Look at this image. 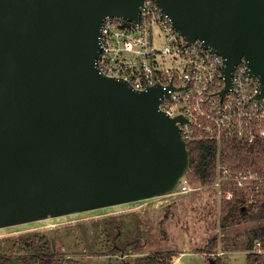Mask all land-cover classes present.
Wrapping results in <instances>:
<instances>
[{
    "label": "water",
    "instance_id": "obj_1",
    "mask_svg": "<svg viewBox=\"0 0 264 264\" xmlns=\"http://www.w3.org/2000/svg\"><path fill=\"white\" fill-rule=\"evenodd\" d=\"M144 1L0 0V227L167 195L188 172L169 92L98 66L104 19L137 20ZM154 1L223 56L226 88L245 58L264 94V0Z\"/></svg>",
    "mask_w": 264,
    "mask_h": 264
},
{
    "label": "built area",
    "instance_id": "obj_2",
    "mask_svg": "<svg viewBox=\"0 0 264 264\" xmlns=\"http://www.w3.org/2000/svg\"><path fill=\"white\" fill-rule=\"evenodd\" d=\"M137 20L106 17L101 28L100 70L143 90L163 86L160 108L179 121L186 143L211 140L218 146L216 185L226 198L264 193V94L261 79L243 58L226 88L224 58L197 40L189 42L154 0H145ZM225 145L246 152L250 164L233 167L222 158ZM189 172V171H188ZM188 172L170 194L195 186ZM253 250L264 252L263 241Z\"/></svg>",
    "mask_w": 264,
    "mask_h": 264
},
{
    "label": "rangeland",
    "instance_id": "obj_3",
    "mask_svg": "<svg viewBox=\"0 0 264 264\" xmlns=\"http://www.w3.org/2000/svg\"><path fill=\"white\" fill-rule=\"evenodd\" d=\"M238 162L250 164L246 158ZM192 183L195 188L187 194L157 195L0 227V251L25 260L33 252L51 251L54 245L63 264H137L140 255L173 250L183 253L181 264H206V257L229 264L232 247L245 252L255 238L253 229L264 225V216L259 215L264 193L242 195L245 212L240 225L224 232L222 210L234 199L219 192L215 179L206 185ZM214 238L216 247L205 252ZM256 241L263 240L256 237ZM244 260L245 253L234 264Z\"/></svg>",
    "mask_w": 264,
    "mask_h": 264
},
{
    "label": "trees",
    "instance_id": "obj_4",
    "mask_svg": "<svg viewBox=\"0 0 264 264\" xmlns=\"http://www.w3.org/2000/svg\"><path fill=\"white\" fill-rule=\"evenodd\" d=\"M191 149V167L189 168V176L193 182H201L206 185L214 181L216 177L217 169V156L218 146L211 140L205 141H193L188 143ZM246 157V152L236 145H225L222 151V158L229 162L233 167L240 166L241 160ZM241 196V195H240ZM245 205V198L237 195L236 199L228 201L223 207V213L221 217L220 227L221 229L229 228L235 224H238L243 213ZM263 206V205H262ZM260 217L264 216V207H261ZM255 238L249 243V247L253 250V246L256 241V237L263 240L264 246V225L260 228L253 229ZM217 245V239L214 238L209 241L208 250L205 252H212ZM174 251L169 252H154L153 254L140 255L137 258L138 264H171ZM13 255H9L6 252L0 251V264H15L13 262ZM57 254L53 251H47L43 254H36L35 252L31 255L26 256L25 260L19 259L23 264H63L58 262ZM115 264V263H110ZM246 264H264V253H258L252 251L247 255Z\"/></svg>",
    "mask_w": 264,
    "mask_h": 264
},
{
    "label": "crops",
    "instance_id": "obj_5",
    "mask_svg": "<svg viewBox=\"0 0 264 264\" xmlns=\"http://www.w3.org/2000/svg\"><path fill=\"white\" fill-rule=\"evenodd\" d=\"M237 225H240V224H237ZM226 229H229V228H225L224 229V232H225V230ZM225 234V233H224ZM255 245V244H254ZM240 250V248H237V247H235V246H233L232 247V251H231V253L230 254H228V258H227V260L229 261V264H234V263H236V261H237V259H238V257L239 256H241V254H244L245 253V260H244V264H246L247 263V255L249 254V253H251L252 252V249L249 247V245L247 246V247H245V249H244V251L245 252H241V251H239ZM170 251V250H169ZM173 251V250H172ZM194 252V251H193ZM240 252V253H239ZM256 252V251H255ZM174 255H173V259L175 260L176 259V263H174V264H181L182 263V258H181V256H182V252H179V253H177L176 251H174ZM196 253V252H195ZM200 253V252H199ZM262 253H264V252H262ZM201 254H204V253H201ZM222 254H225V253H222ZM222 254H221V256H222ZM205 256H207V254L205 255ZM209 257V256H208ZM222 258V257H221ZM206 264H217V261H216V259H211V260H209V261H207V257H206Z\"/></svg>",
    "mask_w": 264,
    "mask_h": 264
},
{
    "label": "flooded vegetation",
    "instance_id": "obj_6",
    "mask_svg": "<svg viewBox=\"0 0 264 264\" xmlns=\"http://www.w3.org/2000/svg\"><path fill=\"white\" fill-rule=\"evenodd\" d=\"M51 249H52L53 253L57 254V256H58V258H57V259H58V262H59V263H63V261L61 260L59 254L57 253V251H56L54 245H53V247H52Z\"/></svg>",
    "mask_w": 264,
    "mask_h": 264
},
{
    "label": "bare ground",
    "instance_id": "obj_7",
    "mask_svg": "<svg viewBox=\"0 0 264 264\" xmlns=\"http://www.w3.org/2000/svg\"><path fill=\"white\" fill-rule=\"evenodd\" d=\"M174 264V263H173Z\"/></svg>",
    "mask_w": 264,
    "mask_h": 264
}]
</instances>
